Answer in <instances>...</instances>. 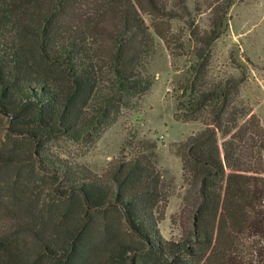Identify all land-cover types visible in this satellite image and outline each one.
Masks as SVG:
<instances>
[{
	"label": "trees",
	"instance_id": "trees-1",
	"mask_svg": "<svg viewBox=\"0 0 264 264\" xmlns=\"http://www.w3.org/2000/svg\"><path fill=\"white\" fill-rule=\"evenodd\" d=\"M235 2L207 0L201 27L186 0H0V113L29 128L18 132L67 199H1L0 264H264V127L240 97L245 69L215 78L210 67ZM156 38L187 62L175 119L202 125L175 144L179 240L158 226L167 191L154 140L130 134L101 174L43 148L98 137L145 95Z\"/></svg>",
	"mask_w": 264,
	"mask_h": 264
},
{
	"label": "rangeland",
	"instance_id": "rangeland-1",
	"mask_svg": "<svg viewBox=\"0 0 264 264\" xmlns=\"http://www.w3.org/2000/svg\"><path fill=\"white\" fill-rule=\"evenodd\" d=\"M186 5L201 27H205L209 12L207 0H186ZM185 28L183 21H174V31ZM186 64L185 57L173 58L156 38L147 66L154 76L152 87L145 95L134 99L117 121L96 138L43 139L46 157L51 162L61 161L74 168L85 166L96 174L103 173L120 156L130 134L136 132L139 137L154 140L167 191L164 217L158 226L163 237L172 240L182 236L179 212L186 190L175 144L202 128L200 122H183L174 117L176 88ZM210 67L211 76L215 78L238 76L241 67L245 69L247 80L241 87L240 97L254 110L264 127V0H236L229 10L224 33L213 44ZM21 129L29 128L0 113V200L17 193L23 198H38L45 206L60 207L67 202L58 193L65 185L45 170L41 157L34 153L33 142L18 132Z\"/></svg>",
	"mask_w": 264,
	"mask_h": 264
}]
</instances>
